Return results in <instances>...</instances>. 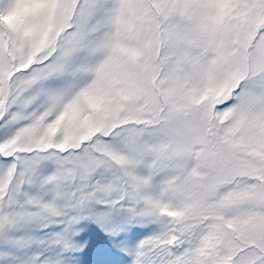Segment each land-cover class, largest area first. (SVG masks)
<instances>
[{"label":"snow or ice","instance_id":"obj_1","mask_svg":"<svg viewBox=\"0 0 264 264\" xmlns=\"http://www.w3.org/2000/svg\"><path fill=\"white\" fill-rule=\"evenodd\" d=\"M0 264H264V0H0Z\"/></svg>","mask_w":264,"mask_h":264}]
</instances>
